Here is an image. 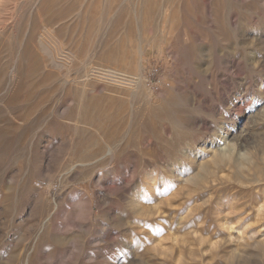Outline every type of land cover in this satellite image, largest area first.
<instances>
[{"label": "rangeland", "instance_id": "rangeland-1", "mask_svg": "<svg viewBox=\"0 0 264 264\" xmlns=\"http://www.w3.org/2000/svg\"><path fill=\"white\" fill-rule=\"evenodd\" d=\"M0 264H264V0H0Z\"/></svg>", "mask_w": 264, "mask_h": 264}]
</instances>
